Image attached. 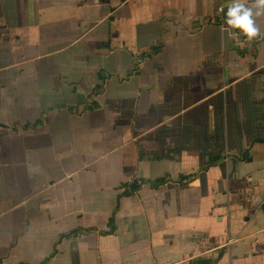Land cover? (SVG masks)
<instances>
[{
  "label": "crops",
  "instance_id": "0c3cea01",
  "mask_svg": "<svg viewBox=\"0 0 264 264\" xmlns=\"http://www.w3.org/2000/svg\"><path fill=\"white\" fill-rule=\"evenodd\" d=\"M230 3L0 0V264H264V36Z\"/></svg>",
  "mask_w": 264,
  "mask_h": 264
},
{
  "label": "clouds",
  "instance_id": "9594fccd",
  "mask_svg": "<svg viewBox=\"0 0 264 264\" xmlns=\"http://www.w3.org/2000/svg\"><path fill=\"white\" fill-rule=\"evenodd\" d=\"M262 14H264V0H252L251 6L248 5V0H231L225 23L232 29H239L251 41L264 36L254 19Z\"/></svg>",
  "mask_w": 264,
  "mask_h": 264
},
{
  "label": "trees",
  "instance_id": "16d2710c",
  "mask_svg": "<svg viewBox=\"0 0 264 264\" xmlns=\"http://www.w3.org/2000/svg\"><path fill=\"white\" fill-rule=\"evenodd\" d=\"M226 13H227V12H226ZM226 13H225V15H226ZM225 20H226V17H225ZM225 20H224V22H225ZM225 24H226V23H225ZM160 48H161V47L158 46V45H153V46H151V47L149 48V51H150L151 54H153V53H156ZM144 55H147V54H144ZM261 142H263V141H261ZM211 165H213V164H211ZM209 167H210V165H206L204 169H207V168H209ZM193 177H194V175L182 176V179H181L180 183L187 182V181L191 180ZM167 181H168L167 179H164V178H163V179H161V180H158L156 183H154V186L164 184V183H166ZM138 189H139V186H138L137 183H135V184L133 185L132 191H134V190H138ZM68 235H70V234H68Z\"/></svg>",
  "mask_w": 264,
  "mask_h": 264
},
{
  "label": "rangeland",
  "instance_id": "374dc122",
  "mask_svg": "<svg viewBox=\"0 0 264 264\" xmlns=\"http://www.w3.org/2000/svg\"><path fill=\"white\" fill-rule=\"evenodd\" d=\"M9 75H11V73ZM2 132L9 133V136H10V144H12L13 143L14 135H11V132L10 131H7V129H4V128L3 129L2 128L0 129V133H2ZM0 144L5 145L6 142L0 140ZM2 156H3V154H2Z\"/></svg>",
  "mask_w": 264,
  "mask_h": 264
},
{
  "label": "built area",
  "instance_id": "2783aa9c",
  "mask_svg": "<svg viewBox=\"0 0 264 264\" xmlns=\"http://www.w3.org/2000/svg\"><path fill=\"white\" fill-rule=\"evenodd\" d=\"M228 11V9H226V10H223V9H221V11H220V16L222 17V21L224 22V18L226 17V15H225V13Z\"/></svg>",
  "mask_w": 264,
  "mask_h": 264
},
{
  "label": "water",
  "instance_id": "95a60500",
  "mask_svg": "<svg viewBox=\"0 0 264 264\" xmlns=\"http://www.w3.org/2000/svg\"><path fill=\"white\" fill-rule=\"evenodd\" d=\"M1 127H4V125L0 124V128H1Z\"/></svg>",
  "mask_w": 264,
  "mask_h": 264
}]
</instances>
